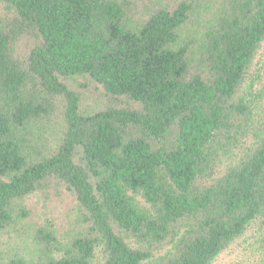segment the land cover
<instances>
[{"label": "trees", "instance_id": "16d2710c", "mask_svg": "<svg viewBox=\"0 0 264 264\" xmlns=\"http://www.w3.org/2000/svg\"><path fill=\"white\" fill-rule=\"evenodd\" d=\"M263 43L264 0H0V237L75 203L0 264H213L250 228L264 264Z\"/></svg>", "mask_w": 264, "mask_h": 264}, {"label": "rangeland", "instance_id": "374dc122", "mask_svg": "<svg viewBox=\"0 0 264 264\" xmlns=\"http://www.w3.org/2000/svg\"><path fill=\"white\" fill-rule=\"evenodd\" d=\"M253 88L254 95H264V43L258 52L252 72L245 86L247 93ZM93 97L88 99L86 107L91 105ZM260 110L264 108V97L259 101ZM47 199L44 196H34L27 204V218L15 229L7 231L0 237V259L8 260L15 254L29 258L30 251L34 248L36 231L45 226L57 235L69 230V225L74 217L75 203L73 198L66 196ZM141 200V198H140ZM259 261L257 251V235L254 228L227 248L213 264H256Z\"/></svg>", "mask_w": 264, "mask_h": 264}]
</instances>
